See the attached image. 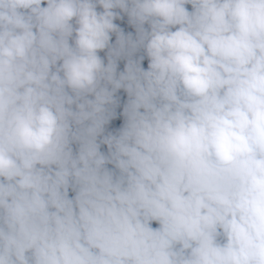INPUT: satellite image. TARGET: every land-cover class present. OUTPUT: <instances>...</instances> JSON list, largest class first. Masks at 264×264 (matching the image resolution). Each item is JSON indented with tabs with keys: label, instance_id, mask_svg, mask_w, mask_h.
<instances>
[{
	"label": "clouds",
	"instance_id": "1",
	"mask_svg": "<svg viewBox=\"0 0 264 264\" xmlns=\"http://www.w3.org/2000/svg\"><path fill=\"white\" fill-rule=\"evenodd\" d=\"M0 264H264V0H0Z\"/></svg>",
	"mask_w": 264,
	"mask_h": 264
},
{
	"label": "trees",
	"instance_id": "2",
	"mask_svg": "<svg viewBox=\"0 0 264 264\" xmlns=\"http://www.w3.org/2000/svg\"><path fill=\"white\" fill-rule=\"evenodd\" d=\"M186 7H188L189 8V10H191V6L190 5H188V6H186ZM117 23L118 24H120L121 25V27H123L124 29H125V31L126 32H128L127 31V29L125 28V26L120 22V21H117ZM147 59H145L143 62H142V66L143 67H147ZM123 67H124V62L123 61H121L120 63H119V67H118V70H123ZM119 97H120V99H121V107L118 109V112H120V111H122V105H123V102H125L126 101V99H127V96H126V94L121 90L118 94H117ZM122 123H123V118H122V116H117V118L115 119V120H113L112 122H110L109 123V125H107L106 126V132H109V131H111V132H115L118 128H119V126H121L122 125ZM101 151L102 152H107V147L106 146H104V145H102L101 146ZM109 169H112V165H108L107 166ZM74 195V193H72L71 191L69 192V196H70V198H71V196H73ZM156 225L154 224L153 225V227H155Z\"/></svg>",
	"mask_w": 264,
	"mask_h": 264
},
{
	"label": "rangeland",
	"instance_id": "3",
	"mask_svg": "<svg viewBox=\"0 0 264 264\" xmlns=\"http://www.w3.org/2000/svg\"><path fill=\"white\" fill-rule=\"evenodd\" d=\"M120 22H121V21H120ZM121 23L125 26V28L127 29L128 32H132V31H134V30L131 28V26H129V25L127 24L126 18H125V20H124L123 22H121ZM101 55L103 56L104 54L101 53ZM73 147H74V150H75L76 146L74 145Z\"/></svg>",
	"mask_w": 264,
	"mask_h": 264
}]
</instances>
